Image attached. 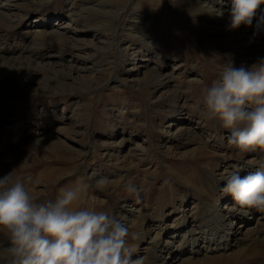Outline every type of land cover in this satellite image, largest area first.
Segmentation results:
<instances>
[{
  "label": "rangeland",
  "instance_id": "rangeland-1",
  "mask_svg": "<svg viewBox=\"0 0 264 264\" xmlns=\"http://www.w3.org/2000/svg\"><path fill=\"white\" fill-rule=\"evenodd\" d=\"M262 15L264 5L251 27L230 30V0H0V177L18 169L34 195L54 198L81 177L107 176L109 186L88 187L77 207L110 211L138 232L133 258L213 259L174 258L179 248L168 252L155 212L164 230L183 193L211 198L203 181L217 195L227 172L257 164L227 146L219 121L202 118L200 91L229 61L264 58ZM204 203L213 212L216 200ZM256 243L264 240L252 236L249 252ZM248 249L212 263L244 264Z\"/></svg>",
  "mask_w": 264,
  "mask_h": 264
},
{
  "label": "clouds",
  "instance_id": "clouds-1",
  "mask_svg": "<svg viewBox=\"0 0 264 264\" xmlns=\"http://www.w3.org/2000/svg\"><path fill=\"white\" fill-rule=\"evenodd\" d=\"M261 5L264 0H230L229 29L251 27ZM223 14L220 10L217 16ZM200 97L202 118L219 121L228 130L223 138L228 147L260 153L255 171L243 177L239 167L227 172L221 191L242 212L264 213V58L250 67L236 68L232 61L222 65ZM17 170L0 177V264H145L144 257L133 258L138 232L110 211L77 207L88 187L104 191L109 177L93 173L80 178L84 183L78 180L73 187L60 188L54 198H45L34 195L29 189L32 178H17ZM124 187L139 202L142 188L131 181Z\"/></svg>",
  "mask_w": 264,
  "mask_h": 264
},
{
  "label": "bare ground",
  "instance_id": "bare-ground-1",
  "mask_svg": "<svg viewBox=\"0 0 264 264\" xmlns=\"http://www.w3.org/2000/svg\"><path fill=\"white\" fill-rule=\"evenodd\" d=\"M230 17H227L226 19H229ZM230 20V19H229ZM2 22V21H1ZM65 28V27H64ZM200 29V28H199ZM249 34V33H248ZM148 81V80H147ZM207 181L206 182H204L203 181V183H206V186H209V188L213 191V188L211 187V184H210V180H209V178L208 179H206ZM199 182L197 183V184H199L200 183V179L198 180ZM206 191L207 190V188L206 189H201V192H203V191ZM197 191V190H196ZM198 193H200V192H198ZM203 194L205 195V192H203ZM202 197V196H201ZM205 197H207L206 195H205ZM205 197H202V199H203V204H204V206H205V201L206 200H209V199H215L216 200V204H215V207L213 208V212L214 211H217L218 212V208L216 207V205H217V203H219L220 202V198L215 194V192L213 191V194H211V198H209V197H207V198H205ZM180 204H182V199L180 200V203H179V205ZM177 207H179V206H177ZM205 208H206V210H207V212H212L208 207H206L205 206ZM231 216H232V214H230ZM230 218V217H229ZM231 223H233V221H231L230 222V225H231ZM152 224H155V222L154 221H152ZM261 230H259V229H254V228H252V229H249L246 233H245V239H246V241H248L249 242V239L252 237V236H254V235H257L258 237H260L262 240H264V234L262 233V231L260 232ZM260 232V233H259ZM225 234H231L234 238H237L238 236H241V234L243 233V231L241 230V228L239 227L238 229L237 228H233L232 226H230V229L228 230V232H224ZM233 233H236L235 235L233 234ZM232 242L233 241H235L234 239H232L231 240ZM251 242V241H250ZM263 246H264V244H262ZM156 248V251H155V253L157 254V256H158V254H159V252H160V254L162 255L163 254V252H165L164 250L166 249V248H164V249H159L158 247H155ZM249 248V247H248ZM247 248V249H248ZM246 249V250H247ZM252 249V248H251ZM167 250V249H166ZM172 250H168V252H171ZM240 251V250H239ZM239 251H236L235 252V254L234 255H236V254H238L239 253ZM154 256H155V254H154ZM164 258H167V256H166V254H164ZM230 256H232V255H229V256H227V257H230ZM175 258V257H174ZM243 258H245V259H242V261L244 262V264H261V263H263L264 264V256H263V252H262V250L261 249H255V250H251L250 252H249V249H248V251H246V253H244L243 254ZM222 259V258H221ZM216 259H214V260H209V261H207V262H203V263H201L200 262V264H207V263H211V264H214V263H212V262H214ZM186 264H187V262H185ZM189 264H197V263H193V262H188Z\"/></svg>",
  "mask_w": 264,
  "mask_h": 264
}]
</instances>
